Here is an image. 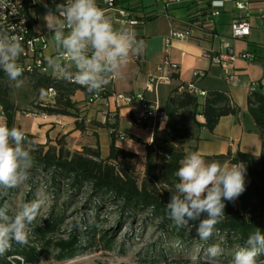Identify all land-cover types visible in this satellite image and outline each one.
<instances>
[{"label": "trees", "instance_id": "1", "mask_svg": "<svg viewBox=\"0 0 264 264\" xmlns=\"http://www.w3.org/2000/svg\"><path fill=\"white\" fill-rule=\"evenodd\" d=\"M202 2L203 0L198 4L188 5L190 9L194 8L189 19L192 27L207 41L211 38L212 31L210 22L199 19L207 16L209 11L208 8L198 10ZM129 11L138 14V19L141 18L135 9ZM249 47L254 53L255 48L260 45L249 44ZM202 73V76L194 80L203 79L206 74ZM177 77L178 74L173 73L170 79L175 81ZM21 79L29 86L33 98L39 101V105L34 108L37 113L73 117L76 119L75 130L84 132L85 126L78 118L79 110L74 101V95L84 92L83 88L75 82L48 76L37 68L31 72H23ZM12 87L13 82L0 70V123L9 127L16 126L15 116L18 112L11 97ZM180 88H183L182 91H179ZM185 88V85L180 84L171 91L162 106L166 122L154 127L150 144L130 138L144 145L143 162L137 155L116 147L118 136L115 125L107 123L102 127L111 130V142L105 158L100 155L98 143L71 150L66 147L64 136L38 144L34 142L32 135L25 133L31 141L29 147L34 160L30 169L32 177L40 175V185L52 191L55 197L61 192L66 194L67 201L83 197L86 210L92 215L86 226L89 231L96 229L99 216L109 211L117 214L119 226L132 223L138 217H145L155 223L162 233L180 242L199 240L207 246L218 243L225 251H237L246 246L247 238L256 228L264 232V142L257 157L241 152L216 157L228 164L243 163L246 168V190L235 201H224L225 215L215 226L210 239L204 241L199 238L196 232L198 221L190 222L189 228H181L169 218L167 203L171 193L175 192V183L178 182L175 172L184 156L196 151L195 147L187 145L198 140V132L202 129L211 133L220 118L237 112L223 93L205 94L201 97L203 102L200 103L199 96L190 94ZM49 90L54 92L52 98H48ZM110 95L107 92V97ZM246 105L256 130L264 134V93L258 91L248 95ZM147 125L142 124L145 128H151ZM167 157L171 159L167 161ZM10 190L0 193V207L8 204ZM52 219V222L35 228L36 235L43 241L44 248L41 252L49 249L46 235L52 233L54 225L58 224L53 216ZM78 236L76 233L70 240H60L53 245L59 253L57 259L69 257L76 250ZM100 239L105 240V243L109 242L103 235ZM37 254L35 248L29 249L26 245L13 242L12 247L0 255V264H35ZM262 256L264 253L257 259Z\"/></svg>", "mask_w": 264, "mask_h": 264}, {"label": "crops", "instance_id": "2", "mask_svg": "<svg viewBox=\"0 0 264 264\" xmlns=\"http://www.w3.org/2000/svg\"><path fill=\"white\" fill-rule=\"evenodd\" d=\"M38 1V6L31 10L30 14L34 17L35 32L46 34L48 37L46 47L42 51L45 65L43 73L57 78L46 61V58L55 57L58 54V50L53 43V34L48 32L43 20L48 11L44 6L46 0ZM243 1L248 4L246 12L235 10L234 5L231 11H228L226 5L233 3H225L216 18L208 20L206 15L199 18L211 24L212 35L209 40L202 39L201 33L197 29H192L191 40H174L169 47L165 46V38L169 30L171 28L185 29L192 26L189 14L194 12V8L190 9L187 3L171 4L165 8L162 2H156L155 0H126L121 3L122 8L135 9L136 12L140 13V17L143 13L150 14V18L142 25L133 27L136 38L143 42L142 53L130 57L127 65L121 69V73L114 76L113 80L105 86L106 90L111 95L141 94L148 103L152 104L156 101L161 108L171 91L180 84L185 86L193 84L197 92H204L205 94L210 92L225 94L230 104L237 109L236 114L220 118L211 133L202 129L198 132V140L192 145L196 151L206 157L205 160L208 162L228 163L216 157L225 156L227 153L235 154L236 152L257 157L260 154L261 144L264 142V134L256 130L254 122L248 115L246 105L249 86L264 76V47H262L264 43L257 44L260 47L255 48L254 53L249 47V44H255L249 42L252 30L257 28L258 25H264V22L258 19L259 13L264 11V0ZM207 2V0H203L198 10L207 9ZM222 13H226V15L221 16ZM107 15L112 17V14ZM133 16L138 18V14L135 12ZM221 17L224 18L220 19ZM235 19H245L250 24L251 30L248 37L243 39H233L231 37L230 25ZM253 22H256V24ZM114 25L120 27L115 23ZM221 25L228 26L230 41H225L219 35ZM216 37L219 38L217 44L214 43ZM225 46L228 49H225ZM219 53L223 55L229 53L234 55L235 59L232 62H226L222 66L213 64L209 58L204 56L205 54L216 56ZM241 54L253 55L254 61L239 58ZM166 57L169 62L178 66L177 80H171L169 84H158L151 91L146 90L150 76L164 74L163 71L156 73V68L162 65ZM195 71L204 72L206 76L196 81L192 77ZM111 95L107 97L106 101L93 105L86 104L85 91L77 92L74 95V101L79 110L78 118L85 126L84 132L75 130L76 119L73 117L32 113L30 116L34 119L30 122L28 134L33 137L37 136L36 143L38 144H45L47 140L53 141L62 136L65 139L85 137L86 143L73 145L71 150H79L83 146H94L98 143L100 155L105 158L108 155L111 142V130L102 127L103 124L107 123L115 125L118 136L115 141L116 147L137 155L143 162L145 159L144 145L130 138H137L143 144H150L152 142V130L150 127L145 128L137 123V119L142 115L138 104L117 108ZM199 101L200 103L203 102V98L200 96ZM16 117L15 125L21 129ZM147 126H150V124Z\"/></svg>", "mask_w": 264, "mask_h": 264}, {"label": "clouds", "instance_id": "3", "mask_svg": "<svg viewBox=\"0 0 264 264\" xmlns=\"http://www.w3.org/2000/svg\"><path fill=\"white\" fill-rule=\"evenodd\" d=\"M43 20L58 50L57 56L46 58L48 67L57 78L75 82L89 93L100 91L110 77L121 73L130 57L143 51V42L136 38L134 29L116 27L96 0H63L54 9L48 8ZM23 52L16 37L0 33V70L15 82L16 88L24 84L23 68L17 63ZM30 144L21 129L0 123V193L18 188L29 179L34 163ZM170 159L167 157V161ZM175 176L178 182L167 203L169 218L181 228L198 221L197 235L207 241L225 215L224 201H235L246 190V168L243 163L208 162L194 151L180 161ZM47 203V193L38 190L36 198L22 204L14 215L8 214L7 205L0 207V255L13 242L22 246L28 243L30 226ZM206 251L214 260L222 248L213 244ZM262 253L264 232L256 228L246 246L234 253L230 264H258L257 257Z\"/></svg>", "mask_w": 264, "mask_h": 264}, {"label": "rangeland", "instance_id": "4", "mask_svg": "<svg viewBox=\"0 0 264 264\" xmlns=\"http://www.w3.org/2000/svg\"><path fill=\"white\" fill-rule=\"evenodd\" d=\"M233 4H227L226 10L231 11ZM222 13L221 16H225ZM221 17L220 19H223ZM256 24V22H253ZM259 23L257 22V25ZM228 26L221 25L219 35L230 41ZM219 38L214 40L217 44ZM249 42L264 43V25H258L252 30ZM15 82L11 91V97L17 105L16 121L23 132L30 131V122L34 119L30 114L37 113L34 108L39 101L33 98L29 86L24 81L20 88H16ZM35 115V114H33ZM36 130L34 129V132ZM38 134V133H37ZM38 137H34V142ZM66 147L72 149L73 145L86 143L85 137L64 139ZM189 143L187 146H192ZM40 175L32 177L24 185L10 190L8 196V214L14 215L24 203L31 202L36 198L38 190H44L48 195V203L30 226L29 240L26 247L35 248L38 251L35 264H230L236 251H225L214 260L207 255V248L199 240H186L180 242L174 237L162 233V231L149 219L138 217L132 223L117 225V214L109 211L99 216L96 229L86 230L87 223L91 221L92 215L86 210L83 197L67 201L66 194L61 192L55 197L52 191L40 185ZM55 197V198H54ZM58 220L54 225L53 232L46 235L50 246L43 250L44 245L36 235L35 228L41 227L48 222ZM78 234L79 244L69 257L57 259L58 251L53 245L58 241H68L73 235ZM104 236L109 242L101 240ZM218 244V243H215ZM264 261V256L257 259Z\"/></svg>", "mask_w": 264, "mask_h": 264}, {"label": "built area", "instance_id": "5", "mask_svg": "<svg viewBox=\"0 0 264 264\" xmlns=\"http://www.w3.org/2000/svg\"><path fill=\"white\" fill-rule=\"evenodd\" d=\"M126 0H96L98 6L106 11V14H112L113 23L118 26H130L136 27L142 25L150 14L143 13L141 18H136L133 14L121 7V3ZM156 2H162L164 7L167 8L171 4L180 3H195L198 4L201 0H155ZM207 8L209 9L208 20L216 18L222 10L225 3H233L234 9L241 12L248 10V4L243 0H207ZM63 0H46L48 8H55V5L62 3ZM39 4L38 0H0V33H7L9 36L16 37L22 44L24 52L18 58V65L23 68V72H31L32 69L37 68L41 72L45 71V65L42 57V51L47 44V35L38 34L34 30V17L30 14V11L35 9ZM47 8V9H48ZM258 19L264 22V11H261L258 15ZM194 29L192 26L185 29L171 28L167 37L165 38V46L169 47L174 40H191L192 32ZM250 24L245 19H235L230 25V35L233 39H243L250 35ZM225 49H228L225 46ZM58 55V54H57ZM56 55V56H57ZM205 57L209 58L213 64L222 65L226 62H232L235 59L234 55L217 54L216 56L205 54ZM241 59H248L254 61V56L251 54L239 55ZM164 72L163 75H152L148 78V84L146 90L151 91L158 84H169L171 82L170 76L173 73L178 72V66L169 62L168 58H164L162 65L156 68V73ZM203 73L195 71L192 77L199 78ZM114 77H110L112 81ZM80 86V85H79ZM86 92V104L93 105L98 102H104L107 100V90L103 87L100 91L95 93H89L84 87ZM180 88L179 91H182ZM185 90L190 94L197 96H205L204 92H197L193 84L186 86ZM264 93V76L252 83L248 88V95L255 92ZM54 92L49 90L48 98H52ZM114 104L118 108L120 106H131L132 104H138L142 111V115L137 119V123L142 125L148 123L153 131L157 125L164 124L166 122V115L162 108L155 101L154 103H148L141 94L132 95H115L112 94Z\"/></svg>", "mask_w": 264, "mask_h": 264}]
</instances>
